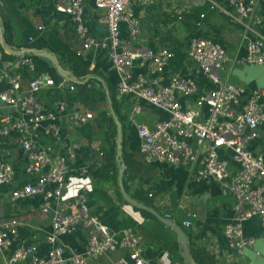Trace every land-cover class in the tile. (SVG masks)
<instances>
[{
  "label": "built area",
  "instance_id": "obj_1",
  "mask_svg": "<svg viewBox=\"0 0 264 264\" xmlns=\"http://www.w3.org/2000/svg\"><path fill=\"white\" fill-rule=\"evenodd\" d=\"M84 1L58 0L57 10L71 16L84 50L98 48L109 52L112 68L119 77L117 99L132 101L128 122L137 133L144 160L150 164L190 168L198 180L214 179L233 194L237 199V213L234 222L225 226L224 233L230 247L242 254L255 244V239L245 234L243 222L259 217L264 228V156L248 147L260 139V129L264 126V88L249 92L245 86L232 84L227 67L264 65V34L259 29L264 18L258 14L264 0H229L231 8L224 10L231 23L241 27L244 55L231 59L223 45L210 39L198 38L190 44L189 59L215 86L199 93L193 107H184L181 99L199 92L198 80L180 73L166 78L174 53L166 48L154 51L139 44L141 23L131 8L137 0H94L96 8L102 11L101 22L107 30L108 36L103 40L91 36L84 24ZM24 55L27 56L20 64L34 71L33 56ZM3 61L0 52V64ZM139 64L147 68V74L135 72ZM153 75L156 76L150 78ZM21 80L0 66V85H7L0 89V102L16 112L15 116L0 115V135L9 136L11 130L18 131L19 145L28 159L26 173L34 176L32 181L13 189L11 198L18 202L42 197V211L52 213L51 230L46 237L48 253L41 256L36 244L19 241L22 227L19 219L13 218L7 225H1L0 255L5 256L4 264H88V258L97 259L116 251H124L125 255L113 264H152L139 251L140 236L132 230L112 233L102 225L90 208L87 188L83 187L71 198L64 197L71 163L83 147L64 141L61 117H66L74 128H81L96 120V114L70 108L66 100H60L56 109L46 111L39 99L43 82L35 79L23 88ZM96 86L101 87L98 82ZM47 87L75 89L65 79L59 83L48 82ZM144 105L163 111L168 119L150 127L139 119ZM44 138L51 139L55 145L44 143ZM193 142L201 149L208 145L204 156L201 150L194 151ZM221 151L229 152L237 166ZM79 170L82 174L90 172L88 165ZM14 177L13 165L0 159V193ZM183 225L188 228L192 222L187 220ZM80 226L89 233L87 251L66 256L62 238ZM16 243L18 246L14 249Z\"/></svg>",
  "mask_w": 264,
  "mask_h": 264
},
{
  "label": "crops",
  "instance_id": "obj_2",
  "mask_svg": "<svg viewBox=\"0 0 264 264\" xmlns=\"http://www.w3.org/2000/svg\"><path fill=\"white\" fill-rule=\"evenodd\" d=\"M57 4L58 0H0V18L5 31V41L11 48L23 51L18 60V57L6 53L0 44V52L4 59L0 66L8 73L20 76L23 88H26L32 80L40 79L43 82V88L39 93V99L46 111L56 109V104L60 100H66L70 108L92 110L79 100L75 103L71 102L70 95L77 91L76 88L75 91H68L65 88L59 90L47 87L48 82L59 83L65 78L57 73L54 76L51 72H40L39 63L44 62L39 58L35 57L37 63L33 56L34 71L20 64L21 59L27 56L24 54H28L25 52L26 49L53 52L62 69L70 72L75 79L84 84L89 83L86 81L90 77L102 79L104 85L95 81L100 83L105 94V87L109 89L110 94L112 92L115 94L121 114L125 117L123 123L125 168L126 164H129L131 171L137 172L138 167H141L137 172L138 177L131 181L129 178V188L126 189L129 196L148 205L144 199L154 195V207L148 206L154 208L160 215L173 220L186 232L195 264L198 263L192 255V247L193 252L205 257L204 264H264V228L259 217L243 222L245 234L253 237L255 244L246 248L242 254L230 247L224 229L227 224L234 222L237 213V199L233 194L223 189L214 179L198 180L196 172L190 168L157 162L150 164L144 160L137 133L133 125L128 122L132 101L117 99L119 77L112 68L109 52L98 48L84 50L77 35L75 22L70 15L59 12ZM207 5H211V9L215 5V12L211 11L213 13L209 14L206 21L200 22L201 19H194L193 16L198 14L202 16V14L210 13L206 9ZM131 8L141 23L139 44L154 51L166 48L174 53V58L169 62L165 72L166 78L180 73L185 77L198 80L199 92L192 97L182 98L184 107L195 106L199 93L215 88L207 77L197 71V67L188 57V48L193 40L204 38L218 42L227 49L231 59L237 55H244L246 52L241 27L231 23L224 13V10L231 8L229 0H137ZM258 14L264 18V3L259 5ZM101 16L102 11L96 8L94 0L84 1V24L90 35L98 40L106 39L108 36L106 27L101 22ZM259 29L264 34V19ZM123 32L124 35L127 34L125 29ZM40 40H44L45 48L26 46L38 43ZM55 49H58L57 52ZM66 49H69L72 55L82 51V54L78 56L90 63V74L76 75V66ZM4 53L10 57H6ZM246 68L242 65L227 67L231 83L245 86L249 92L263 89L264 83L259 85L254 76L249 77L245 73ZM95 69L96 72H94ZM134 70L136 73L147 74L148 72L147 68L140 64ZM5 88H7L5 83L0 85V89ZM10 114L15 116L16 112L0 102V115ZM139 119L152 127L155 123L168 119V115L152 106L144 105ZM61 121L64 141L78 143L81 148L83 147L71 163V172L63 191L64 197L71 198L83 187L87 188L90 208L110 232L132 230L140 236L139 251L152 264H185L179 237L173 229L165 226L163 230L154 219L126 203L120 194L119 182L118 186H114L111 182L94 176L93 170L103 163V157L99 156L98 150L99 146L102 147L104 144V137L98 130L96 122L74 128L66 117L62 116ZM88 130H91L93 134L92 140L85 136V131ZM260 135V139L250 143L248 147L253 153L264 156V126L260 129ZM19 139L20 134L16 130H11L9 136L0 135V159L11 163L15 172L14 181L1 189L0 226L7 225L13 218L19 219L22 223L19 229V241L24 244H36L39 254L45 256L49 250L46 237L51 230V211L47 213L42 211L44 204L42 197L36 196L18 202H14L11 198L13 189L34 179L33 175L26 173L28 159L19 145ZM44 143L55 145L51 139L47 138H44ZM192 145L195 152L201 150V156L205 155L208 145H204L202 149L196 142ZM55 149L58 150V147L55 146ZM221 153L237 166L229 152L221 151ZM87 165L90 172L82 174L79 168ZM187 220L192 222L191 227H184L183 223ZM88 241L89 233L81 226L70 235L63 237L66 256L86 252ZM18 243L14 245V249L17 248ZM163 243L169 246L178 243V249L171 250ZM204 252L206 256L203 255ZM124 255V251H116L97 259L88 258V264H113ZM4 258V255H0V264H4Z\"/></svg>",
  "mask_w": 264,
  "mask_h": 264
},
{
  "label": "trees",
  "instance_id": "obj_3",
  "mask_svg": "<svg viewBox=\"0 0 264 264\" xmlns=\"http://www.w3.org/2000/svg\"><path fill=\"white\" fill-rule=\"evenodd\" d=\"M206 9L210 11L205 17H202L200 14L197 16H193L194 19L200 20V22L206 21L209 17V14L211 15V11H214L211 9V5H207ZM215 12V11H214ZM7 26V25H6ZM29 47H35V48H45L46 45L44 44V40H40L38 43H32L29 45H26ZM58 49H55L57 52ZM66 51L69 53L70 58L73 59L74 64L76 66L75 72L76 75L82 76L84 74H90V63L83 59L82 57H79L78 54L75 55V53H71L69 49H66ZM6 57H10L6 53H4ZM72 55V56H71ZM35 58V57H34ZM174 58V57H173ZM173 58L170 60V62L173 60ZM35 61L38 63L37 59L35 58ZM40 67V72H51L54 76H56V72L54 69L50 68L46 63H39ZM97 70L95 69L94 72ZM93 72V71H92ZM91 85V86H90ZM74 88L77 90L76 92L72 93L71 96V102L75 103L76 100H79L82 102L86 107H88L90 110L96 112V120H94L98 126V130H100V133H102L104 137V144L102 147L99 146V156L101 155L103 157V163L100 164L98 167H96L93 170V174L96 178L100 180H106L111 182L114 186H118V161L116 157V152H117V145H116V139H117V126L116 123L114 122L113 118L110 116V112L108 109L107 105V97L105 92L102 90V87L96 86V81L91 80L87 84H80L77 85L75 84ZM65 90L71 91L69 87H65ZM113 100V105L116 113L119 115L120 121L122 124L124 123L125 117L121 114V111L119 109V105L117 104L115 94H110ZM85 136L89 138L90 140L93 139V134L91 130L85 131ZM126 162V161H125ZM141 167H138L137 172H139ZM137 172L131 171L130 165L126 164V173L127 176L130 178V181L133 180L134 178L138 177ZM126 189L129 188L128 182L125 183ZM150 194V193H149ZM150 197V195L148 196ZM144 199L145 202L151 206L154 207V195L153 197ZM142 213L156 221V223L163 229L165 230V224H163L161 221H159L155 216H153L151 213H148L146 211H142ZM163 245L166 248H169L171 250L173 249H178V243L171 244L170 246L167 245L166 243H163ZM192 250V255L194 256L196 262L198 264H204L205 257L200 256V254H196L193 252V247L191 248ZM203 255L206 256V253L204 252ZM212 262V260H210Z\"/></svg>",
  "mask_w": 264,
  "mask_h": 264
},
{
  "label": "water",
  "instance_id": "obj_4",
  "mask_svg": "<svg viewBox=\"0 0 264 264\" xmlns=\"http://www.w3.org/2000/svg\"><path fill=\"white\" fill-rule=\"evenodd\" d=\"M0 44L3 50L10 54L18 57V60L20 56L23 54V51L17 50L14 48H11L8 46V44L5 41V31L3 27L2 20L0 18ZM26 53L39 58L41 61L46 63L50 68L54 69L55 72L61 76L62 78H65L67 81V84H77V85H82L84 83L80 82L78 79H75L72 74L64 69H62L57 56L48 50H38V49H26ZM62 80V79H61ZM90 80H97L101 84L104 82L102 79H98L97 77H90L86 82H89ZM104 85V84H103ZM106 91V97L108 101V109L110 112V116L113 118L114 122L116 123L117 126V139H116V145H117V152H116V157L118 161V182H119V190L120 194L125 200L126 203L131 205L132 207L141 210V211H146L148 213H151L153 216H155L159 221H161L163 224H165L167 227H170L173 229L178 237H179V243L181 247V254L184 258L185 264H195L192 256H191V251H190V245H189V238L186 234V232L179 226L177 225L173 220L166 218L162 215H160L154 208L149 207L148 205L144 204L143 202H140L132 197L129 196V194L126 191L125 188V183L129 181V177L126 175V168L124 164V159H123V152H124V128L123 124L120 121L119 115L116 113L112 101V97L110 95L109 89L105 87Z\"/></svg>",
  "mask_w": 264,
  "mask_h": 264
},
{
  "label": "rangeland",
  "instance_id": "obj_5",
  "mask_svg": "<svg viewBox=\"0 0 264 264\" xmlns=\"http://www.w3.org/2000/svg\"><path fill=\"white\" fill-rule=\"evenodd\" d=\"M247 67L245 69V73L248 74L249 77L254 76L258 80V84L261 85L264 83V68L262 66L255 65H242ZM119 194V190L117 191Z\"/></svg>",
  "mask_w": 264,
  "mask_h": 264
}]
</instances>
